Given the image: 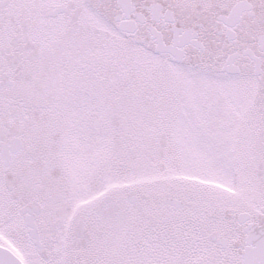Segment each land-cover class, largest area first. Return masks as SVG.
Masks as SVG:
<instances>
[{
    "label": "snow or ice",
    "instance_id": "6c2138e0",
    "mask_svg": "<svg viewBox=\"0 0 264 264\" xmlns=\"http://www.w3.org/2000/svg\"><path fill=\"white\" fill-rule=\"evenodd\" d=\"M0 264H264V0H0Z\"/></svg>",
    "mask_w": 264,
    "mask_h": 264
}]
</instances>
